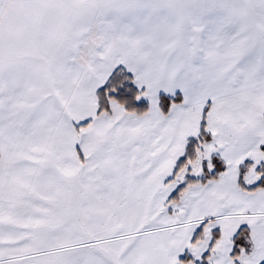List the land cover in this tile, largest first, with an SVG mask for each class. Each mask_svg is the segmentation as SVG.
<instances>
[{"label": "snow or ice", "instance_id": "obj_1", "mask_svg": "<svg viewBox=\"0 0 264 264\" xmlns=\"http://www.w3.org/2000/svg\"><path fill=\"white\" fill-rule=\"evenodd\" d=\"M0 264H264V0H0Z\"/></svg>", "mask_w": 264, "mask_h": 264}]
</instances>
